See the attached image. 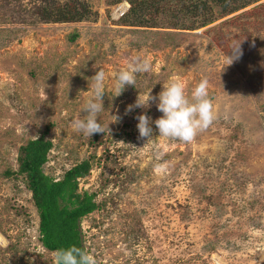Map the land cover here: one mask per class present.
<instances>
[{
	"label": "rangeland",
	"instance_id": "374dc122",
	"mask_svg": "<svg viewBox=\"0 0 264 264\" xmlns=\"http://www.w3.org/2000/svg\"><path fill=\"white\" fill-rule=\"evenodd\" d=\"M48 1L65 0L8 1L13 10L0 0V173L15 171L17 148L51 122L45 175L56 180L92 155L99 162L78 184L103 204L79 225L84 251L97 264H264L261 23L225 24L234 14L192 31L126 27L117 21L128 6L108 8L105 0H77L91 12L77 23L32 24L14 12ZM72 31L78 38L70 43ZM239 43L242 57L225 66ZM133 57L147 59L151 71L116 96L113 74ZM100 69L105 131L88 137L70 122L85 115L90 79ZM172 77L189 99L208 80L215 120L191 143L159 137L158 101L125 114L139 94L158 96ZM142 114L151 118L150 138H138L135 117ZM157 163L166 164L163 173H154ZM29 198L19 179L0 175V264H54L37 239ZM10 242L16 252H2Z\"/></svg>",
	"mask_w": 264,
	"mask_h": 264
},
{
	"label": "trees",
	"instance_id": "16d2710c",
	"mask_svg": "<svg viewBox=\"0 0 264 264\" xmlns=\"http://www.w3.org/2000/svg\"><path fill=\"white\" fill-rule=\"evenodd\" d=\"M8 1L11 0H4L5 8L13 10ZM260 1L262 0H105V4L108 8L120 3L128 5L126 12L117 21L121 26L192 31L206 28L234 14L236 16L226 20L225 24H237L243 29L246 26L255 27L257 22L264 29V2ZM247 8L249 10H245ZM14 12L19 15L21 22L32 24L77 23L91 17L87 7L77 0L42 2ZM77 38L78 33L72 31L68 41L71 43ZM252 40L257 44L256 39ZM138 92L140 89L135 94ZM53 128V123L47 122L38 131L37 137L20 145L15 156L16 170L4 171L0 175L19 179L30 194L29 200L37 217V239L42 249L53 253L74 245L84 250L80 221L101 210L103 204L95 201L96 193L80 191L78 184L89 176L93 165L99 166V162L93 163L92 155L64 170L56 180L45 175L43 166L52 148L49 135ZM98 135L100 134H94V137ZM105 186L103 183L102 187ZM10 250L16 252L11 242L1 251L8 253Z\"/></svg>",
	"mask_w": 264,
	"mask_h": 264
},
{
	"label": "clouds",
	"instance_id": "9594fccd",
	"mask_svg": "<svg viewBox=\"0 0 264 264\" xmlns=\"http://www.w3.org/2000/svg\"><path fill=\"white\" fill-rule=\"evenodd\" d=\"M124 4L128 6L126 3ZM240 44L232 46L230 51L225 54V66L232 65L242 57L243 52ZM228 53L231 54L229 55ZM150 71L151 64L147 59L133 57L126 69L113 74L115 76L114 90L116 96L121 95L125 86L135 85L136 74ZM90 80L93 82L89 85L91 98L85 102L82 108V112L85 115L77 117L70 122V126L74 131L82 132L88 137L93 134L104 133L105 131L104 126L98 120V114L104 109L105 72L100 69ZM208 87V80L202 79L191 92V98L189 99L185 94V87L180 78L172 77L163 84L162 91L158 96H152L151 91L144 97L139 94L135 104L127 106L125 114L133 111L134 108L147 107L150 101H158L156 107L162 113V116L157 118L154 124L158 129L159 137L191 143L198 132L207 130L215 120L213 103L209 98ZM112 117L114 121L120 119L119 116ZM135 119L138 120L136 125L139 132L138 138H150L152 135L151 118L146 114H142L135 117ZM108 131H110L109 128ZM120 143L124 144L123 142ZM160 158V154H157V159L159 160ZM153 170L156 174L163 173L166 170V164L157 163L154 165ZM52 256L54 264H97L91 254L74 245L67 249H59L53 252Z\"/></svg>",
	"mask_w": 264,
	"mask_h": 264
},
{
	"label": "built area",
	"instance_id": "2783aa9c",
	"mask_svg": "<svg viewBox=\"0 0 264 264\" xmlns=\"http://www.w3.org/2000/svg\"><path fill=\"white\" fill-rule=\"evenodd\" d=\"M127 7V6H126ZM120 10V7L117 8L116 12ZM121 15V14H120Z\"/></svg>",
	"mask_w": 264,
	"mask_h": 264
}]
</instances>
